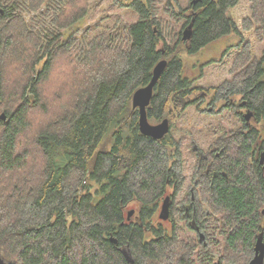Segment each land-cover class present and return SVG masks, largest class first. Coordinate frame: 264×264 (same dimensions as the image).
Instances as JSON below:
<instances>
[{
    "label": "trees",
    "instance_id": "trees-1",
    "mask_svg": "<svg viewBox=\"0 0 264 264\" xmlns=\"http://www.w3.org/2000/svg\"><path fill=\"white\" fill-rule=\"evenodd\" d=\"M238 1H190L175 12L183 23L170 44L157 14L173 16L171 0H131L137 21L117 20L87 40L77 34L90 0H0V256L7 264L249 263L258 235L264 240V55H251L228 14ZM250 10L241 28L256 24L264 35V0H252ZM229 37L241 46L232 77L204 90L195 84L201 72L186 73L184 55ZM161 59L167 65L146 108L150 122L168 118L171 127L190 105L200 110L199 102L221 99L226 108L245 100L260 124L241 115L239 127L196 151L193 207L205 241L154 221L167 189L176 196L184 181L180 141L170 131L161 139L141 134L132 107ZM236 94L242 99L231 102ZM182 200L189 203V191ZM130 203L138 204L134 219H127ZM183 212L174 215L185 220Z\"/></svg>",
    "mask_w": 264,
    "mask_h": 264
},
{
    "label": "rangeland",
    "instance_id": "rangeland-1",
    "mask_svg": "<svg viewBox=\"0 0 264 264\" xmlns=\"http://www.w3.org/2000/svg\"><path fill=\"white\" fill-rule=\"evenodd\" d=\"M131 0H90L88 16L78 25L77 36L82 40H87L97 33L108 29L117 20L129 24L137 21L138 13L132 9L128 3ZM191 0H171V8L174 15L171 16L165 9L158 11V17L161 20L162 31L165 40L173 44L175 40V32L179 30L183 23L176 11L186 8ZM252 0H239L236 5L231 7L228 14L233 18L241 29L242 38L250 44V52L253 57H261L264 55V35L257 29L254 24L249 29H242V19L251 13L250 4ZM164 10V11H163ZM237 37L221 38L208 46L204 47L199 53L193 55H184L185 71L191 76H200L195 84L202 88L209 89L220 85L225 80L232 77L231 68L233 60L239 53L240 47ZM208 62L202 67L201 71L195 65ZM264 64V63H263ZM242 99L241 95L236 94L231 97V102H238ZM225 101L219 99L213 105L199 102L200 110L194 105H190L170 127V134L176 141H180L181 159L183 166V185L176 196L175 202H180L193 185L194 167L198 158L196 151L192 150V146H197L200 153H205L214 142V140L222 133L239 127L242 123L241 114L246 110L243 107L234 108L224 106ZM209 108V109H207ZM252 125H260L251 120ZM171 188L168 189V192ZM137 203H130L127 210H134L137 214ZM159 207L154 216V221L162 222L159 216ZM174 231L182 237L195 236V232L187 226L181 217L175 214ZM155 223V222H154ZM164 227L169 229V222H163ZM166 229V228H165Z\"/></svg>",
    "mask_w": 264,
    "mask_h": 264
},
{
    "label": "water",
    "instance_id": "water-1",
    "mask_svg": "<svg viewBox=\"0 0 264 264\" xmlns=\"http://www.w3.org/2000/svg\"><path fill=\"white\" fill-rule=\"evenodd\" d=\"M197 1L198 0H192V3H196ZM1 12L2 9L0 8V13ZM190 34H191V25H188L182 31V35H183L182 38L188 39L190 37ZM166 65H167L166 59L159 60L152 70V75L149 82L146 85L135 90L132 96V107L138 110L139 131L141 134L145 136H149L153 139H161L165 135H167L170 131V122L168 118H163L159 122L152 123L149 121L146 111V108L149 105L153 94V89L160 77V74L162 73ZM252 115L253 112L250 109H247L244 112L243 117L248 122L252 117ZM0 119L6 120V114L4 112L0 113ZM192 148L195 150L197 146H193ZM263 160H264V152L261 155L259 162L262 163ZM170 199H171L170 195H166L163 198L158 214L160 219H167L169 217ZM133 211H134L133 209L128 211L127 213L128 217L133 213ZM112 240L115 241V239L113 238ZM253 250H254V254L248 264H264V240L262 234L258 235ZM123 252L126 259L131 263L132 258L129 255V253L126 251ZM0 264H7L1 256H0Z\"/></svg>",
    "mask_w": 264,
    "mask_h": 264
},
{
    "label": "flooded vegetation",
    "instance_id": "flooded-vegetation-1",
    "mask_svg": "<svg viewBox=\"0 0 264 264\" xmlns=\"http://www.w3.org/2000/svg\"><path fill=\"white\" fill-rule=\"evenodd\" d=\"M191 2H192V0H191ZM240 105L245 110L249 109L247 107V104H246L245 100H242ZM241 115L243 116L244 113H242ZM250 119L253 120V117H251ZM251 120H249V121H251ZM192 150H194V149L192 148ZM194 151H198L197 148ZM263 152H264V150L261 153L263 154ZM259 164L262 165L263 168H264V160L262 161V163L259 162ZM196 183H197V179H194L193 180V185L189 189V193H190V201H189V203H186L183 200H181L180 202H175L176 196L179 194V192L176 193L177 195L175 196L172 190L170 192H168L169 188L167 189L166 195H170V197H171L170 204H169V217L167 219H160V220H163V221L162 222H158L156 224L161 225V224H163V222H169V229H172V227H173L172 224L176 220V217L174 215V211L182 209L184 211L183 215L186 218L184 221L186 222L187 226H189L190 229H192L195 232V234H196L195 236L199 239V241H205V235L201 231V228H200L201 222L196 219V217H195L196 216V211H195V208L193 207V204L195 202L194 186L196 185ZM133 214H134V211L129 217L127 216V219H130L131 216H132L131 218L134 219L136 217V215H133ZM165 228L168 229L167 227H165Z\"/></svg>",
    "mask_w": 264,
    "mask_h": 264
}]
</instances>
